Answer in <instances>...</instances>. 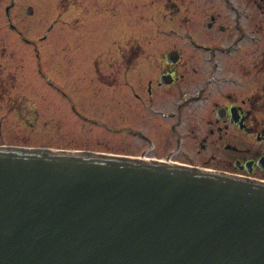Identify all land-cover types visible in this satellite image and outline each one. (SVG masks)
<instances>
[{"label": "water", "instance_id": "95a60500", "mask_svg": "<svg viewBox=\"0 0 264 264\" xmlns=\"http://www.w3.org/2000/svg\"><path fill=\"white\" fill-rule=\"evenodd\" d=\"M0 264H264V182L0 146Z\"/></svg>", "mask_w": 264, "mask_h": 264}, {"label": "flooded vegetation", "instance_id": "af4514ba", "mask_svg": "<svg viewBox=\"0 0 264 264\" xmlns=\"http://www.w3.org/2000/svg\"><path fill=\"white\" fill-rule=\"evenodd\" d=\"M116 3L149 9V20L160 23L171 11L178 43L161 54L159 66L139 74L137 51L116 65V55L103 56L89 41L75 67L89 101L112 104L115 116L130 107L152 120L150 129L112 130L132 152H96L264 182V0H178L171 8L169 0ZM132 19L124 14L129 35ZM160 35L167 30L160 27Z\"/></svg>", "mask_w": 264, "mask_h": 264}, {"label": "rangeland", "instance_id": "374dc122", "mask_svg": "<svg viewBox=\"0 0 264 264\" xmlns=\"http://www.w3.org/2000/svg\"><path fill=\"white\" fill-rule=\"evenodd\" d=\"M146 12L116 0H0V146L132 152L124 135L112 130L150 129L152 120L130 107L115 116L112 104L93 105L75 67L91 40L103 56L116 55V65L137 51L136 73L159 66L161 54L177 48L178 17L169 11L160 23ZM124 14L133 18L130 35Z\"/></svg>", "mask_w": 264, "mask_h": 264}]
</instances>
